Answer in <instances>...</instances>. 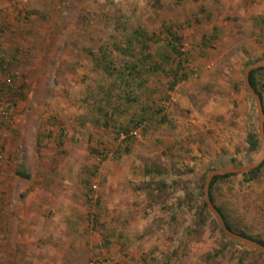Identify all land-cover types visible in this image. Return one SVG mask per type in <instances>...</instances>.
I'll use <instances>...</instances> for the list:
<instances>
[{
    "label": "rangeland",
    "instance_id": "1",
    "mask_svg": "<svg viewBox=\"0 0 264 264\" xmlns=\"http://www.w3.org/2000/svg\"><path fill=\"white\" fill-rule=\"evenodd\" d=\"M262 23L264 0H0V264H236L237 251L264 264L197 209L209 171L264 150L246 143L257 117L242 84L264 60ZM133 29L157 69L130 101L94 60ZM254 79L264 110V71ZM234 176L227 210L264 240V166Z\"/></svg>",
    "mask_w": 264,
    "mask_h": 264
},
{
    "label": "trees",
    "instance_id": "2",
    "mask_svg": "<svg viewBox=\"0 0 264 264\" xmlns=\"http://www.w3.org/2000/svg\"><path fill=\"white\" fill-rule=\"evenodd\" d=\"M156 1H154L155 3ZM264 24V23H262ZM122 27V26H121ZM163 29L166 31L165 33L170 36L174 41L177 42L179 41V39L177 37L174 36V34L171 32L170 30V25L168 27H163ZM148 40V37L141 32L140 30H131L130 35H128L124 41L121 43V45L119 43H109V44H100L97 48L98 50V56L95 57L96 60H94L95 64L97 67H99L100 71H102L104 74H107L111 77L114 78V84L113 87H123L124 93H123V97L126 96V100H130L133 101V96L132 93L127 94L126 90L130 87L133 86L134 87H141L142 86V81L141 78L144 76L145 73H154L155 69H157V67H154V65L151 63L150 61V57L148 54V48L146 45V41ZM171 42H167V46L169 47V49L172 51H174L173 48V44ZM135 43L137 44L136 46V52H135ZM109 50H113L115 52H117L118 54H120L121 56H124L125 58L122 59V63L121 66L117 69H112L110 66L112 64V58L110 56V51ZM169 59L168 55H164L162 57L163 62H167ZM151 64H150V63ZM180 70V62L178 61L175 65V68L173 70H171V77H172V83L174 84L176 81V75L178 74ZM260 71H264V69H258L255 71H251L248 74V83L250 85V87L252 88V90L254 91V93L258 96L259 100H260V104H261V108H262V92H261V83L258 81H256V79H254V75L257 72ZM181 80L185 79V75H181L180 77ZM106 96L108 98H110V91H108L106 93ZM117 100V99H116ZM101 103L105 104V100H101ZM97 110L101 113L102 111L100 110V107L97 108ZM262 113H263V135H264V110L262 109ZM104 116H109L106 115L105 112L103 113ZM144 120V117H140L137 120L135 119L134 121L132 120L133 123V127H137L139 124H141ZM123 133V135H125L127 141L130 139V137L128 136V133L126 131H120ZM246 143L249 146V148L255 149V147L257 145L262 144V141L258 138V136H252L251 134H248V137L246 139ZM220 163V161H218ZM264 166V161L253 171L245 173V174H240L241 176H246L249 180H252L253 178L255 179L260 170L262 169V167ZM222 167V166H220ZM21 179L27 180L28 179V175H26L25 173H18L17 174ZM235 176L234 175H225L222 177H215L211 180L210 184H209V188H208V197H209V201L211 203V205L213 206V208L217 211V213L220 215L221 219L223 220V223L225 225V227L232 233L239 235L240 237H243L245 239H248L250 241H253L259 245H261L262 247H264V240H262L261 237L258 236H253L249 233V230L246 226H244L239 219H237L235 216L230 215V211L227 210V206L226 203L224 202V198H223V194H222V184L224 182L228 183V181H230L231 179H234ZM198 189H201V185H199ZM199 194V192H198ZM200 196V194H199ZM192 198V197H191ZM189 199V201H192L194 199ZM197 209L200 211L199 215L203 214L204 216L202 218L204 219H208L209 222L212 224V227L214 230H216L218 232V234L222 237V233L220 232V230L218 229V227L216 226L214 220L212 219V217L210 216V214L207 212L204 202L203 200H199V204L197 205ZM230 217V222H228V218ZM230 243H233L232 241L229 240ZM235 244V243H233ZM237 245V244H235ZM240 246V245H237ZM232 247H221V250L218 251L215 254V257L218 255H221L223 252L227 251L228 249L230 250ZM248 249V248H246ZM248 251H250V253H255V251H252L250 249H248ZM246 251L244 253H241V251H237V256L239 257L238 261H236V264H242V255H246ZM257 257H260L262 259V261L264 262V258L259 255L258 253L256 254Z\"/></svg>",
    "mask_w": 264,
    "mask_h": 264
},
{
    "label": "water",
    "instance_id": "3",
    "mask_svg": "<svg viewBox=\"0 0 264 264\" xmlns=\"http://www.w3.org/2000/svg\"><path fill=\"white\" fill-rule=\"evenodd\" d=\"M258 69H264V60L252 63L244 69L243 74H242V84H243L245 93L250 97V99L253 101L255 105L256 117H257V136L264 143L263 113H262L260 100L248 83L249 72L255 71ZM263 161H264V150L255 160H253L248 165H245L239 168H235L232 166H222L220 168L209 171L204 178L202 189H201V194H202V200L204 202L207 212L210 214V216L214 220L216 226L218 227L222 235L228 240L232 241L233 243L240 245L241 247H245L252 251H255L256 253H258L264 258V247H262L261 245L253 241H250L248 239H245L243 237H240L239 235H236L230 232L225 227L223 220L221 219L220 215L211 205L209 201V197H208L209 184L213 178L222 177L225 175H240V174L251 172L255 170Z\"/></svg>",
    "mask_w": 264,
    "mask_h": 264
},
{
    "label": "built area",
    "instance_id": "4",
    "mask_svg": "<svg viewBox=\"0 0 264 264\" xmlns=\"http://www.w3.org/2000/svg\"><path fill=\"white\" fill-rule=\"evenodd\" d=\"M124 138H125V135H124ZM88 264H102V262L99 259H93V260L89 261Z\"/></svg>",
    "mask_w": 264,
    "mask_h": 264
}]
</instances>
